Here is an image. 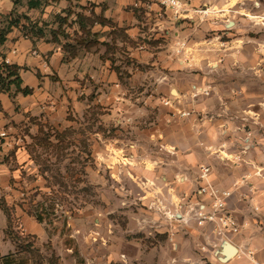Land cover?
Listing matches in <instances>:
<instances>
[{
    "label": "crops",
    "instance_id": "crops-1",
    "mask_svg": "<svg viewBox=\"0 0 264 264\" xmlns=\"http://www.w3.org/2000/svg\"><path fill=\"white\" fill-rule=\"evenodd\" d=\"M3 1L0 28L3 17L13 9L11 0L5 5ZM82 1L81 5L94 4L95 11L107 5L104 18L123 29L137 42L136 47L107 39L105 44L118 49L109 51L101 46L67 60L59 46L43 40L33 44L19 29H12L0 47V64L7 61L22 68V87L33 92L27 96L0 93V134L6 135L0 138L2 189L10 190L9 181L17 176L4 156L14 154L19 166L28 162L21 143L26 131L38 132L39 126L47 123L58 129L69 107L80 117L96 99L107 108L104 123L115 117L132 121L135 117L116 111L132 96L136 101L150 100L145 88L151 87V100L182 97L184 108L199 110L201 118L198 123L195 115L170 121L162 113L156 117L157 124L148 129L150 143L136 140L117 148L122 151L121 160L129 158L131 164L142 166L146 175L157 179L150 193L154 199L143 196L152 207L142 213L152 219L143 217L142 237L137 240L131 241L126 231L112 236L110 230L102 262L251 264L248 252L255 260L264 261V23L255 21H264V2L247 0L249 5L242 9L247 14L224 15L220 9L216 19L203 20L177 17L158 3L146 8L136 0ZM252 3L254 9L249 8ZM96 28L93 32L109 30ZM137 86L144 89L130 91ZM91 93L94 98L89 102L86 96ZM130 128L138 130L136 125ZM206 168L209 172L202 179ZM207 185L220 195L231 193L226 209L241 230L228 240L236 251L225 263L214 256L221 244L214 247L211 227L198 226L191 213L195 204L210 205V197L198 193V188ZM5 228L2 239L10 243L4 239ZM24 230L40 239L43 235L31 222L24 224Z\"/></svg>",
    "mask_w": 264,
    "mask_h": 264
},
{
    "label": "rangeland",
    "instance_id": "rangeland-1",
    "mask_svg": "<svg viewBox=\"0 0 264 264\" xmlns=\"http://www.w3.org/2000/svg\"><path fill=\"white\" fill-rule=\"evenodd\" d=\"M19 1L16 11L29 15V19L37 22L45 39L56 43L65 57L70 55L72 49L79 50L78 55L85 53V45H80L83 41L84 44L95 42L105 45L104 40H119L129 48L136 47L137 42L129 38L123 29H111L113 23L107 26V32L81 34L76 15H87L93 11L97 21L107 10V5H101L95 11L94 4L86 2L81 5L85 2L82 0H49L42 11H27L25 1ZM177 1L182 5L181 12L176 14L170 10L180 18H201L195 11L205 8L217 12L222 9L224 15L248 13L242 10L246 8L247 0H215V4H209L206 0ZM139 2L145 7V1ZM222 2L225 6L219 7L217 4ZM5 4H8V0L3 1ZM249 8L254 9L253 3ZM220 14L219 11V14L211 17L216 19ZM255 21L259 25L264 23ZM95 27L97 30L101 26ZM107 47L109 51L118 49L113 45ZM124 76H128L127 72H124ZM143 89L137 86L130 88V91L141 92ZM145 90L150 100L136 101L132 96L130 102H123V108L119 107L116 111L118 115L135 117L132 121L115 117L110 123H104V109L107 108L100 106L96 99V104L85 109L80 117L73 115L69 107L67 117L58 129L47 123L41 124L38 132L26 131L21 140L28 158L25 165L15 164L14 154L4 156L3 160L9 164L10 170H17V176L10 179V190L2 189L0 185V202L5 205L10 217L7 225L5 216L0 212V255L11 252L4 256L9 258L6 261L0 257V264H104L105 244L110 232L115 236L126 231L125 235L131 241L142 237L143 217L152 219L142 213V210L148 212L152 207L148 200H143V196L154 199L150 193L155 189L157 179L146 175L142 166L131 164L128 157L127 160H121L122 151H117V148L122 144L128 146V143L136 140L150 143L152 135L148 129L157 124L156 117H162V113L170 121L174 117L187 119L195 115V122L198 123L201 118L199 110L184 108L186 103L182 97L169 95L153 101L151 87ZM196 93L198 95L199 92ZM86 97L91 102L94 95L91 93ZM133 125L138 128L136 132L130 128ZM146 167L152 171L150 165ZM38 217L41 220H37ZM28 222L43 230L41 239L37 235L25 233L24 224ZM5 225L10 227V235L5 238L10 243L2 239Z\"/></svg>",
    "mask_w": 264,
    "mask_h": 264
},
{
    "label": "trees",
    "instance_id": "trees-1",
    "mask_svg": "<svg viewBox=\"0 0 264 264\" xmlns=\"http://www.w3.org/2000/svg\"><path fill=\"white\" fill-rule=\"evenodd\" d=\"M55 2L59 1H66L70 2L71 0H52ZM13 3V9L11 12L3 17L2 21V27L0 28V47L6 42V37L7 35L12 31L13 28L19 29L22 36L30 39L33 44L36 41L43 40L46 43H51L55 44L53 41H49L45 39V35L43 34L42 28L39 27L38 23L29 19V17L26 14H21L16 11V7L18 4H20L19 0H11ZM49 0H25V6L28 11L30 10H36V11H42L47 5H48ZM82 9H85L84 7H81ZM95 13L89 12L87 15H81L78 14L76 15L77 19V24L79 25V31L81 34H87L89 35L91 32L94 33L92 30L96 25H99L101 27H107L109 24H112V22L104 16H101L98 18L100 22L95 21ZM93 18V19H92ZM102 19V20H101ZM25 21L26 23H23ZM114 30H120L118 28H115L112 26ZM84 42V41H83ZM80 43L81 46H84V52H92L93 50H97L96 47H99L100 45L103 46H110L108 44H101V43ZM114 44V40L112 41ZM112 46V45H111ZM110 46V47H111ZM109 48V47H107ZM80 51H75V49L70 50V55L68 57L66 56L65 59H72L78 56V53ZM22 68L12 65V64H6L5 62L0 64V93H9L11 96H14L16 94H22L24 96L31 95L32 94V89H29L28 87H22V81L20 78V72ZM0 211L3 212L5 215L7 225L9 221V214L7 212V209L5 208V205L0 202ZM37 220H41V217H38ZM4 230V239L7 238L10 234L9 228L7 227ZM6 240V239H5ZM9 258H4L3 260H8ZM6 263V262H5Z\"/></svg>",
    "mask_w": 264,
    "mask_h": 264
},
{
    "label": "built area",
    "instance_id": "built-area-1",
    "mask_svg": "<svg viewBox=\"0 0 264 264\" xmlns=\"http://www.w3.org/2000/svg\"><path fill=\"white\" fill-rule=\"evenodd\" d=\"M145 1V7L150 8L152 0H139ZM160 6L171 9L174 13L178 14L181 12V4L177 0H156ZM202 19H207L212 15L219 14V11L213 9L205 8L199 11H195ZM8 64L7 61H5ZM5 133L0 134V138H4ZM202 179L205 178L209 169H203ZM198 193L201 195H208L210 197V205L208 208L201 204H195V207L191 210L192 217L198 226H203L207 224L211 227V234L215 237L216 241L214 247L218 245L222 240H229L231 236H235L240 233V227L235 222L231 214L226 209V200L230 197V192H223L218 194L213 187L207 185L205 187L198 188ZM257 211V209H256ZM247 259L250 260L251 264H264V261H258L253 258L252 253H246Z\"/></svg>",
    "mask_w": 264,
    "mask_h": 264
},
{
    "label": "water",
    "instance_id": "water-1",
    "mask_svg": "<svg viewBox=\"0 0 264 264\" xmlns=\"http://www.w3.org/2000/svg\"><path fill=\"white\" fill-rule=\"evenodd\" d=\"M221 246L218 249V251L214 252V256L218 258L219 261L222 263H225L228 261L234 254H235V248L226 240H222L220 242ZM222 250V255L219 254Z\"/></svg>",
    "mask_w": 264,
    "mask_h": 264
}]
</instances>
